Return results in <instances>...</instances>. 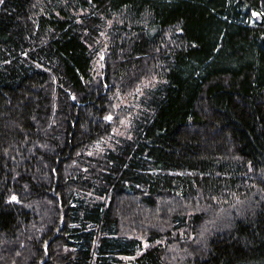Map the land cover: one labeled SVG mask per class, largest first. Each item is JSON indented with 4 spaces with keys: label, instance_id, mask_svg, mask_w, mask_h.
<instances>
[{
    "label": "trees",
    "instance_id": "16d2710c",
    "mask_svg": "<svg viewBox=\"0 0 264 264\" xmlns=\"http://www.w3.org/2000/svg\"><path fill=\"white\" fill-rule=\"evenodd\" d=\"M263 189L264 0L0 3V264H264Z\"/></svg>",
    "mask_w": 264,
    "mask_h": 264
},
{
    "label": "rangeland",
    "instance_id": "374dc122",
    "mask_svg": "<svg viewBox=\"0 0 264 264\" xmlns=\"http://www.w3.org/2000/svg\"><path fill=\"white\" fill-rule=\"evenodd\" d=\"M104 40V38L102 39ZM105 49L103 48L99 54L101 56H103ZM148 85V81H145L143 83H141L140 85H138V87L127 94H123V93H117V99L119 98V108H126L128 110V113L125 117L121 118L118 122V124H116V126L114 127L111 136L108 139H103V141L101 143L98 144V148H100L101 146H113L112 144V140L114 139H119L121 137L127 136L128 133L130 132V128L132 127V120L135 117V115H138L141 111H140V107H139V103L141 102V98L144 94V90L147 88ZM263 194H264V189H263ZM229 214V211L226 210L224 215ZM210 222L206 223L203 228H207V226L209 227V229H213L215 228V226L210 225V223H216L218 222H223L222 220V215H211L210 216ZM221 224H218L217 226H219ZM216 226V228H217ZM208 229V228H207Z\"/></svg>",
    "mask_w": 264,
    "mask_h": 264
},
{
    "label": "built area",
    "instance_id": "2783aa9c",
    "mask_svg": "<svg viewBox=\"0 0 264 264\" xmlns=\"http://www.w3.org/2000/svg\"><path fill=\"white\" fill-rule=\"evenodd\" d=\"M260 14L258 11L256 10H252L251 11V18L253 19L256 15Z\"/></svg>",
    "mask_w": 264,
    "mask_h": 264
},
{
    "label": "snow or ice",
    "instance_id": "6c2138e0",
    "mask_svg": "<svg viewBox=\"0 0 264 264\" xmlns=\"http://www.w3.org/2000/svg\"><path fill=\"white\" fill-rule=\"evenodd\" d=\"M3 2V0H0V3H2ZM109 119H110V117H109Z\"/></svg>",
    "mask_w": 264,
    "mask_h": 264
},
{
    "label": "water",
    "instance_id": "95a60500",
    "mask_svg": "<svg viewBox=\"0 0 264 264\" xmlns=\"http://www.w3.org/2000/svg\"><path fill=\"white\" fill-rule=\"evenodd\" d=\"M37 264H41V261H39Z\"/></svg>",
    "mask_w": 264,
    "mask_h": 264
}]
</instances>
